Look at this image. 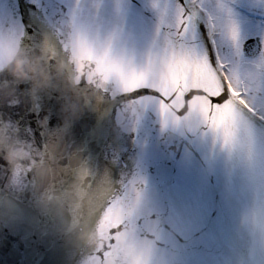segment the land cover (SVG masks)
<instances>
[{
  "label": "water",
  "instance_id": "1",
  "mask_svg": "<svg viewBox=\"0 0 264 264\" xmlns=\"http://www.w3.org/2000/svg\"><path fill=\"white\" fill-rule=\"evenodd\" d=\"M183 1L0 0V264H100L110 240L135 264H264V124L244 112L225 146L207 101L184 100L215 91V76L182 53L160 75L174 99L144 108L96 56L110 46L137 68L155 62Z\"/></svg>",
  "mask_w": 264,
  "mask_h": 264
},
{
  "label": "snow or ice",
  "instance_id": "2",
  "mask_svg": "<svg viewBox=\"0 0 264 264\" xmlns=\"http://www.w3.org/2000/svg\"><path fill=\"white\" fill-rule=\"evenodd\" d=\"M153 7L160 12L163 22L167 13V6L154 4ZM182 9L183 5L178 3L177 19L172 27L175 36L163 51L155 54V62L149 58L143 67L137 68L130 61H125L114 56L110 46H104L101 51L96 53V56L98 60H106L118 66L119 72L114 73L109 82L115 81L120 84L122 90L119 95L126 98L127 105L135 108H144L148 104H152V100L149 98H153L155 101H163L165 104L170 103L174 99L175 94L170 97L162 94L164 85L160 79V75L168 62L170 54L182 53L193 64L205 63L211 73L214 74L217 87L215 91L211 92L205 88L190 90L184 97L185 106H187V103L193 97H203L208 104L209 122H219L220 127L217 128V131L223 133L224 144L227 146L235 139L238 128L237 118L244 112H249L253 115L259 114L256 112L254 106L249 103V100L245 98L251 94L247 82H242L240 78L236 77L230 71L229 65L221 60L214 62L209 55L202 54L196 47L192 15L187 13V10ZM4 34V32L0 31V36ZM8 34L16 35L19 43L22 45L23 37L21 34L15 32H9ZM235 38L236 33L233 30V39ZM58 43L61 51L66 55L67 49L63 44L62 36ZM57 58L53 55V58L49 62L54 63ZM259 63L264 65V55L261 56ZM86 83L88 81L82 77L81 85L83 86ZM145 93L148 94L147 98L145 97ZM259 118L264 120V115H259ZM81 176L83 177V173ZM109 203L106 199L105 204L99 209L96 215L99 216L103 213ZM120 230L112 229L111 235L114 236ZM114 245L115 247H113ZM93 256L98 258L100 264H135L133 256H130L126 249L116 245L115 240H110L108 245H105L99 251H95ZM88 264H94V261L90 259Z\"/></svg>",
  "mask_w": 264,
  "mask_h": 264
},
{
  "label": "rangeland",
  "instance_id": "3",
  "mask_svg": "<svg viewBox=\"0 0 264 264\" xmlns=\"http://www.w3.org/2000/svg\"><path fill=\"white\" fill-rule=\"evenodd\" d=\"M201 6L206 10L210 18V23L213 26V35L217 42V55L221 61L225 64L230 63V71L242 82H247V85H251L256 89L261 90L264 93V86L257 87L260 83V79L247 76L250 73L252 67L249 64L252 62L244 60L243 58L234 59V42L241 41L247 34L257 33L255 29L249 24H253L254 21L243 16L240 10H237V6H240L238 0H198ZM257 24H260L257 22ZM233 30H235L236 38L233 39ZM239 41V42H240ZM233 42V43H232ZM238 42V43H239ZM260 86V85H259ZM253 94V95H252ZM247 95L249 103L254 108H259L261 114L264 115V95L259 93H252ZM260 95V96H259Z\"/></svg>",
  "mask_w": 264,
  "mask_h": 264
},
{
  "label": "flooded vegetation",
  "instance_id": "4",
  "mask_svg": "<svg viewBox=\"0 0 264 264\" xmlns=\"http://www.w3.org/2000/svg\"><path fill=\"white\" fill-rule=\"evenodd\" d=\"M238 2L241 8L237 6V10H240L243 16L254 21L253 24L249 25L252 26L253 29L257 31V33L247 34L246 37H244L241 41L239 40L240 42L238 41L239 43L232 42L234 46V52L237 53L233 57L234 59L243 58L244 60L249 61V63H253L249 64L252 66L250 68L253 70H250V73H248L247 76L254 77L256 78V80L260 79V83L257 87H261L264 86V65H261L259 63L261 56L264 55V0H238ZM257 22L260 24H257ZM251 38L257 39L256 43L257 45H260L259 54L254 58H249L245 56L243 52V46L245 42ZM248 87L250 89L251 94L259 93L261 96L264 95L261 90L256 89L255 87L251 85H248Z\"/></svg>",
  "mask_w": 264,
  "mask_h": 264
}]
</instances>
